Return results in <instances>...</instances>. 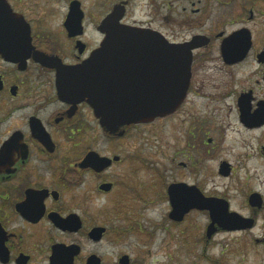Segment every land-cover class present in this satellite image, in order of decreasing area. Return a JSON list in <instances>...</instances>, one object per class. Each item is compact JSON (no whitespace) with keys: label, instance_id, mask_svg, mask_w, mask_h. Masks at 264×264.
<instances>
[{"label":"flooded vegetation","instance_id":"af4514ba","mask_svg":"<svg viewBox=\"0 0 264 264\" xmlns=\"http://www.w3.org/2000/svg\"><path fill=\"white\" fill-rule=\"evenodd\" d=\"M94 2L95 8L88 0H0V264H54L55 256L58 264H88L93 256L103 264L89 243L110 233L95 220L126 210L118 176L128 157L118 151L132 130L177 117L176 156L187 161L173 163L194 169L221 154L233 115L245 129L264 128V0ZM112 15V25L155 33L192 56L178 109L126 126L122 135L107 132L81 94L58 90L61 73L103 47ZM244 103L252 118L261 114L259 124L243 121ZM105 140L111 152L104 150ZM220 162L219 174L225 162L231 174V164ZM163 169L162 184L167 163ZM177 183L216 197L177 181L166 183L168 199L169 186ZM105 184L109 190L102 189ZM103 196L116 201L90 212ZM99 227L106 231L95 240L90 232Z\"/></svg>","mask_w":264,"mask_h":264},{"label":"rangeland","instance_id":"374dc122","mask_svg":"<svg viewBox=\"0 0 264 264\" xmlns=\"http://www.w3.org/2000/svg\"><path fill=\"white\" fill-rule=\"evenodd\" d=\"M94 1L88 0V5L95 8ZM96 8L101 10L99 4ZM176 125L177 117L169 121L158 119L120 140L118 152L128 157V163L119 169L123 175L118 176L123 182L119 192L125 197L126 210L95 220L110 233L99 244L90 242L89 252L98 254L103 264H119L123 255L130 257V264H264V128L256 129L257 136L249 134L233 115L225 129L221 154L194 169H179L172 159H183L176 156ZM112 146L105 140L106 152H111ZM220 161L231 164L229 176L219 174ZM166 163L168 171L162 184ZM177 181L196 184L207 195L226 199L231 211L255 219L254 228L220 229L207 239L208 212H191L182 223L171 221L166 183ZM251 193L263 199V207L256 213L248 203ZM114 196L99 198L90 212L98 213V204H114Z\"/></svg>","mask_w":264,"mask_h":264},{"label":"water","instance_id":"95a60500","mask_svg":"<svg viewBox=\"0 0 264 264\" xmlns=\"http://www.w3.org/2000/svg\"><path fill=\"white\" fill-rule=\"evenodd\" d=\"M112 20L113 15L105 23L107 38L103 47L81 66L61 73L58 90L62 95L81 94L79 98L91 105L105 130L122 135L125 131L120 130L126 126L151 123L178 109L190 84L192 56L188 50L169 43L160 35L140 28L115 26ZM116 70L121 71L118 78ZM260 118V113L252 118L250 106L242 105V119L246 124H251V120L259 124ZM230 171V165L223 163L221 174L227 177ZM110 187L105 184L102 189ZM168 195L172 207L169 218L174 222H183L192 210L209 213L207 239L220 229L248 230L255 226L254 218H244L231 211L226 199L207 197L196 186L172 184ZM249 204L257 212L263 206V199L253 193ZM105 231V228H95L90 236L101 240ZM59 261L55 256L53 263ZM88 264L102 263L93 256ZM120 264H130V257L122 256Z\"/></svg>","mask_w":264,"mask_h":264},{"label":"bare ground","instance_id":"6f19581e","mask_svg":"<svg viewBox=\"0 0 264 264\" xmlns=\"http://www.w3.org/2000/svg\"><path fill=\"white\" fill-rule=\"evenodd\" d=\"M246 130L248 131L247 133L255 135V136H257L259 134L258 130H249V129H246Z\"/></svg>","mask_w":264,"mask_h":264}]
</instances>
